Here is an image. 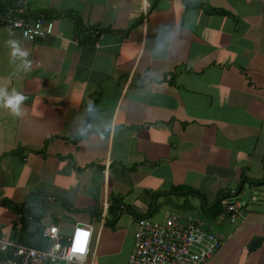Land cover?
<instances>
[{
  "label": "crops",
  "instance_id": "1",
  "mask_svg": "<svg viewBox=\"0 0 264 264\" xmlns=\"http://www.w3.org/2000/svg\"><path fill=\"white\" fill-rule=\"evenodd\" d=\"M27 10L54 32L31 41L0 26V87L26 97L21 114L0 98L1 236L49 243L44 225L65 238L89 224L84 264H127L140 217L164 220L171 205L209 219L222 191L241 205L246 187L260 188L264 0H28ZM238 217L209 219L222 242L205 264H264V199Z\"/></svg>",
  "mask_w": 264,
  "mask_h": 264
},
{
  "label": "built area",
  "instance_id": "2",
  "mask_svg": "<svg viewBox=\"0 0 264 264\" xmlns=\"http://www.w3.org/2000/svg\"><path fill=\"white\" fill-rule=\"evenodd\" d=\"M27 1L8 0L0 7V26L17 29L23 38L31 41L52 34L54 20L43 14L28 16ZM84 33L92 35L94 45H99L102 32L98 28H87ZM224 207L231 222L242 211L236 201H229ZM28 218L33 216L28 214ZM91 231V225L77 223L63 238L58 225H44L42 232L49 238L44 249L0 235V264H84L91 251ZM221 242L219 233L201 226L190 213L169 210L161 223L147 217L138 219L127 264H205Z\"/></svg>",
  "mask_w": 264,
  "mask_h": 264
},
{
  "label": "trees",
  "instance_id": "3",
  "mask_svg": "<svg viewBox=\"0 0 264 264\" xmlns=\"http://www.w3.org/2000/svg\"><path fill=\"white\" fill-rule=\"evenodd\" d=\"M255 185L259 186V185H264V181H256ZM177 190H183L181 188L177 189ZM189 191L191 192H196L194 191L193 189H189ZM232 194L228 191H222L220 193V196L219 198L217 199L218 201L214 204H212L211 206H209V211H211L207 216L209 217V219H213V220H218V221H221V220H227L229 221V216H230V213L225 209L224 207V204H226L228 202V197L231 196ZM34 209V207L32 206H29V210L30 212ZM17 211H23L22 207L20 208V206H16V209ZM29 212V213H30ZM32 213V212H31ZM35 216V215H34ZM37 217L35 218V221H36ZM37 230L40 232L39 228H37ZM36 236L39 237L38 235V232L36 233ZM259 240H262L261 238H257ZM43 240V239H42ZM39 240L40 243H36V240L35 238L29 240V241H23V239H17L18 242H21V243H24V244H27V245H32V246H35V247H38V248H46L48 246V242L47 240ZM259 240H256L258 243H260L261 241ZM208 258L206 259V262H207ZM205 262V263H206Z\"/></svg>",
  "mask_w": 264,
  "mask_h": 264
},
{
  "label": "rangeland",
  "instance_id": "4",
  "mask_svg": "<svg viewBox=\"0 0 264 264\" xmlns=\"http://www.w3.org/2000/svg\"><path fill=\"white\" fill-rule=\"evenodd\" d=\"M197 193V191H196ZM240 199L242 200V206L246 203V202H249V204H251L252 206V203H256V202H260L262 199H264V185H261L260 188L258 189H253L252 191H250V189L248 187L245 188L244 191H242L241 195H240ZM169 210H177L178 212H181L182 214L184 212H186L185 210H188V212L186 213H191L192 216L194 217V219L199 222L203 227L205 226H208V227H211V229L213 231H216V232H219V229L220 231L223 230V228H218L216 225H212L210 223V220L207 219L205 216H203L202 214L198 213V210L196 208H192V209H187V208H177V207H173V206H167V209L164 211V214L169 211ZM163 217H158V215H155L153 217V221H156V222H162ZM239 218V217H238ZM238 218L235 220L237 221ZM155 219V220H154ZM234 221V222H235Z\"/></svg>",
  "mask_w": 264,
  "mask_h": 264
},
{
  "label": "clouds",
  "instance_id": "5",
  "mask_svg": "<svg viewBox=\"0 0 264 264\" xmlns=\"http://www.w3.org/2000/svg\"><path fill=\"white\" fill-rule=\"evenodd\" d=\"M11 43L14 46V50L19 51V49L15 47L16 42L12 41ZM23 54L26 55V53ZM27 64L28 62H26V66ZM0 98H3V102L6 105L10 106L16 114H21L19 105H20V101L26 99L24 94L15 92V90H13V92L10 94L6 87H0ZM228 192L234 195L236 191L233 190V192H231L230 190H228ZM91 240H92V231H91Z\"/></svg>",
  "mask_w": 264,
  "mask_h": 264
},
{
  "label": "bare ground",
  "instance_id": "6",
  "mask_svg": "<svg viewBox=\"0 0 264 264\" xmlns=\"http://www.w3.org/2000/svg\"><path fill=\"white\" fill-rule=\"evenodd\" d=\"M27 2H28V1H27ZM26 14H27L28 16H31L32 18L37 17V16H39V15H41V14L45 15V14H44L43 12H41V11H39V12H34V13L29 12V11L27 10V5H26Z\"/></svg>",
  "mask_w": 264,
  "mask_h": 264
}]
</instances>
